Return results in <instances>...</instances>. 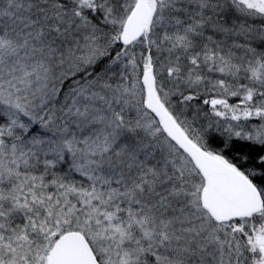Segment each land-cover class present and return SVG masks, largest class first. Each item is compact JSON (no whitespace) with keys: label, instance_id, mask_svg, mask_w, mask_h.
<instances>
[{"label":"snow or ice","instance_id":"1","mask_svg":"<svg viewBox=\"0 0 264 264\" xmlns=\"http://www.w3.org/2000/svg\"><path fill=\"white\" fill-rule=\"evenodd\" d=\"M0 264H264V0H0Z\"/></svg>","mask_w":264,"mask_h":264},{"label":"trees","instance_id":"2","mask_svg":"<svg viewBox=\"0 0 264 264\" xmlns=\"http://www.w3.org/2000/svg\"><path fill=\"white\" fill-rule=\"evenodd\" d=\"M232 102H235V101H232Z\"/></svg>","mask_w":264,"mask_h":264}]
</instances>
